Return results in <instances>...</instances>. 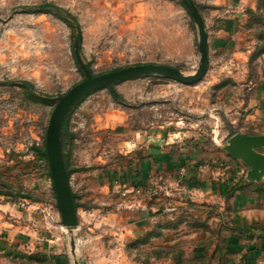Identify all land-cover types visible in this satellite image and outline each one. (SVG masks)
I'll return each mask as SVG.
<instances>
[{"label": "rangeland", "instance_id": "rangeland-1", "mask_svg": "<svg viewBox=\"0 0 264 264\" xmlns=\"http://www.w3.org/2000/svg\"><path fill=\"white\" fill-rule=\"evenodd\" d=\"M193 1L202 16L210 9L199 3L209 0ZM43 4L51 6L44 12L24 11ZM52 5L71 13L74 25ZM212 10L204 20L208 33L221 24ZM77 43L94 75L142 63L171 65L192 75L201 59L199 27L182 0H0V250L14 259L7 264H56L72 237L94 244L83 247V254L89 249L93 255H111L118 249L114 235L104 232L109 224L93 225L97 236L92 239L86 236L89 222L74 233L61 224L48 160L39 151L57 99L87 77L77 60ZM222 62L213 53L210 74L194 84L143 75L114 85L120 101L110 88H102L75 107L64 135L66 161L72 173L81 170L99 179L89 186L92 190L87 178L79 184L85 194L97 189L101 210L122 201L118 194L106 202L104 178L130 162L134 166L149 136L168 139L188 130L189 140L201 145L226 142L233 128L225 112L239 108L247 92L239 86L219 92L215 78ZM221 73L228 79L231 71ZM28 254H45L46 260H23Z\"/></svg>", "mask_w": 264, "mask_h": 264}, {"label": "crops", "instance_id": "crops-1", "mask_svg": "<svg viewBox=\"0 0 264 264\" xmlns=\"http://www.w3.org/2000/svg\"><path fill=\"white\" fill-rule=\"evenodd\" d=\"M199 3L210 7L203 12L204 20L214 9L211 15L221 23L216 33L207 31V75L214 53L223 59L215 78L219 92L236 86L247 92L239 108L225 112L233 132H227L226 142L214 141L211 147L190 141L188 130L168 139L149 136L134 166L130 162L119 174L109 173L102 180L109 188L106 202L118 194L122 199L114 209L101 210L97 189L85 194L80 187L82 178H87L88 188L99 179L92 173H72L79 226L69 232L83 229L86 221V236L92 239L97 236L93 225L104 222L109 224L104 232L114 235L118 249L111 255H93L89 249L83 254V247L94 244L72 237L56 264H264V176L249 180L247 164L225 148L236 133L264 135V0ZM221 70L231 71L228 79ZM260 151L264 153V147ZM24 259L39 263L46 257L28 254ZM13 260L0 250V264Z\"/></svg>", "mask_w": 264, "mask_h": 264}, {"label": "water", "instance_id": "water-1", "mask_svg": "<svg viewBox=\"0 0 264 264\" xmlns=\"http://www.w3.org/2000/svg\"><path fill=\"white\" fill-rule=\"evenodd\" d=\"M182 2L198 24L200 32V65L196 73L192 75L184 74L177 67L160 63L136 64L94 75L82 61L79 43L76 44L77 60L87 77L57 99V105L49 120L45 143L46 156L62 218L61 224L71 232L79 226V217L70 185V173L65 158L63 138L67 119L77 104L91 93L102 88L112 87L126 79L155 74L184 84H194L201 81L208 71L210 59L205 21L193 0H182ZM263 147L264 135L236 133L228 140L225 148L234 157L247 164L249 180L259 181L264 176V153L260 151Z\"/></svg>", "mask_w": 264, "mask_h": 264}, {"label": "trees", "instance_id": "trees-1", "mask_svg": "<svg viewBox=\"0 0 264 264\" xmlns=\"http://www.w3.org/2000/svg\"><path fill=\"white\" fill-rule=\"evenodd\" d=\"M51 6L50 4H43V5H39V6H32V7H26L24 8V11L27 12V11H32V12H44L46 10L47 7ZM56 10L57 12L60 13V15L64 18V20L68 21L71 25H74V21H73V17L71 15V13H68L64 8L62 7H59L57 5H52ZM55 10V11H56ZM64 14V15H63ZM66 14V15H65ZM81 38V35H79V39ZM110 90L112 91V93L114 94L115 98L120 101L121 100V96L120 94L118 93V91L114 88V86L112 87H109ZM78 105V104H77ZM70 117V115H69ZM68 117V119H69ZM67 119V121H68ZM67 132V122H66V125H65V129H64V135L66 134ZM63 140H65V138H63ZM64 147H65V144H64ZM40 153L43 155V157L45 159H47V156H46V150H45V144H44V147L42 149H39ZM66 158V156H65ZM67 162V161H66ZM68 166V164H67ZM68 169H69V173L71 175L72 173V170L69 168L68 166ZM77 171H81V170H77ZM74 195V194H73ZM74 198H75V195H74ZM76 203V202H75ZM76 206L78 207V204L76 203Z\"/></svg>", "mask_w": 264, "mask_h": 264}]
</instances>
